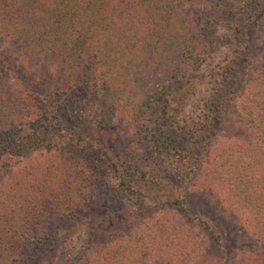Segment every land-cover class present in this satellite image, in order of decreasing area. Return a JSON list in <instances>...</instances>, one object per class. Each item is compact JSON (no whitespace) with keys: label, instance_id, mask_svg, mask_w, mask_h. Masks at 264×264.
<instances>
[{"label":"trees","instance_id":"trees-1","mask_svg":"<svg viewBox=\"0 0 264 264\" xmlns=\"http://www.w3.org/2000/svg\"><path fill=\"white\" fill-rule=\"evenodd\" d=\"M263 9L264 0H0V153L50 152L31 181L0 180V264L28 262L49 221L73 215L103 179L111 197L131 196L136 213H187L193 179L196 192L249 214V234L264 243V60L245 33ZM243 63L251 90L239 94L230 83ZM79 88L88 103L67 98ZM56 93L70 121L133 129L135 159L118 163L58 121L39 125V104ZM233 110L237 134L221 142ZM88 151L102 167L84 159ZM171 218L132 224L105 264L189 262L206 252L198 226L222 250L208 220ZM249 259L264 264V249Z\"/></svg>","mask_w":264,"mask_h":264},{"label":"rangeland","instance_id":"rangeland-1","mask_svg":"<svg viewBox=\"0 0 264 264\" xmlns=\"http://www.w3.org/2000/svg\"><path fill=\"white\" fill-rule=\"evenodd\" d=\"M190 14L197 21L201 16V13L195 8L191 9ZM263 22L264 9L255 12L253 21L245 30L249 48L253 47L254 51L256 49L261 53L254 58L257 63L264 60V40L261 39ZM243 69H247V65L244 63L238 68L236 79L230 83L236 90L239 89V94L248 93L251 90V88L249 90V77L247 74H243ZM83 90L79 88V92L72 93L67 98H72L74 102L77 99L80 102L88 103L89 91ZM65 97L63 94L56 93L51 96V99H48V105L39 104V107L44 110L39 125L51 122L55 129L58 121L63 126L61 129L63 133L66 129L80 130L85 138L93 142V145L101 146L107 150L118 163L135 159V147L132 146L131 140L134 137L132 136L133 129L127 130L126 126L117 120L115 125L110 128L97 127L83 119L70 121L62 112L61 106L67 100ZM239 108L240 103L238 102ZM232 112L234 113H231L230 118H228L224 131L219 135L221 142L225 140L223 137L237 134L238 129L235 122L237 111L233 110ZM237 139L230 140L238 142ZM223 143L227 144L226 141ZM49 155L50 152L37 151L28 157L17 158L11 157L6 150H3L0 153V180L16 175L19 181H22L24 177H28V180L31 181L30 177H34V175L28 174L33 171L37 172L38 162H44V160L42 161L43 157ZM83 156L88 163L94 164L95 167L103 166L94 151L83 153ZM108 182L109 180L106 179L98 180L97 185L93 187L90 196L87 198L86 204L81 205V208L73 215L50 220L49 224L45 226L41 245L28 252L31 259L25 264H105L107 254L111 253V248H117L123 242L125 236L132 229V224L147 219L145 221L152 225L155 218L157 221L162 219V223L164 219L165 221L170 220L171 217L177 218L181 222H187L188 219L193 220L192 217L195 216L200 217L208 220L219 235L222 250L217 249L213 241H209L203 227L194 228L203 238L206 252L182 264H204V262L210 264H249V260H252L249 258L260 255L261 250L264 249V243L249 234L251 229L246 228L249 214H242L225 203L219 206L215 202V198L209 194L196 192L193 186L195 180L193 179H189L186 184L188 186L187 213L167 206L158 213L147 211L136 213L131 208V196L129 194L116 192L115 197H111L108 193ZM115 183L113 180L112 185ZM146 233L147 229L142 234L146 236ZM149 237L150 240L153 239V236L150 235ZM70 251L73 253L70 254ZM127 254H129L128 251ZM72 255L76 256L73 257ZM140 262L134 260L132 264H157L154 259L148 262L140 260ZM173 264L181 263L176 261Z\"/></svg>","mask_w":264,"mask_h":264}]
</instances>
